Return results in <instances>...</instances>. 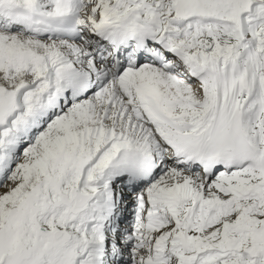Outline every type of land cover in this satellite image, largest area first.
Returning a JSON list of instances; mask_svg holds the SVG:
<instances>
[{"label":"snow or ice","instance_id":"obj_1","mask_svg":"<svg viewBox=\"0 0 264 264\" xmlns=\"http://www.w3.org/2000/svg\"><path fill=\"white\" fill-rule=\"evenodd\" d=\"M0 264H264V0H0Z\"/></svg>","mask_w":264,"mask_h":264}]
</instances>
